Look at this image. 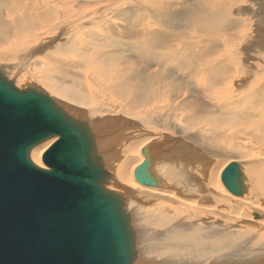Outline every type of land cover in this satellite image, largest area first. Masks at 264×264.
<instances>
[{"label":"bare ground","instance_id":"obj_1","mask_svg":"<svg viewBox=\"0 0 264 264\" xmlns=\"http://www.w3.org/2000/svg\"><path fill=\"white\" fill-rule=\"evenodd\" d=\"M131 1L138 17L141 12L147 14L139 25L132 21L136 15L128 11V0H1L0 50L5 42L15 48L10 49L12 53L7 50L14 56L6 57V60L19 61L17 72L23 67L28 69L20 74L21 78L30 74L33 79L28 88H37L66 109H72L71 114L80 117L90 129L98 127L104 119H116L117 123L138 122L137 125L130 121V130H126L125 135L120 128L115 133L102 128L93 131L97 135L98 152L110 174L107 189L123 195L132 230L136 232V242L141 239V250L137 252L142 259L140 264H154L167 253L177 259V254L190 245V240L201 246L211 243L214 249L229 244L230 241L223 238L226 236L223 230L225 226L232 229L231 224L237 226V221H241L246 229L250 227L261 233L259 238L263 243L259 241L253 251L238 260L232 259L231 263L251 264L252 259L264 253V62L250 65L248 59H257L251 55L253 53L264 59V37L261 38L264 36V18H260L264 16V0L260 3L262 13L251 14H244L236 5V1L243 3L245 0L218 1L216 6L211 5V0H172L177 8L187 4L180 15L176 10H166L162 0ZM192 1H198L201 9L190 8ZM254 2L250 0V3ZM228 4L232 9L235 7V15L252 18L242 20L239 17L237 21L241 19L248 25L247 29L253 23L250 32L261 39H244L246 28L243 25L240 26L244 27L241 38L239 34L240 40L236 32H231L235 40L238 38L236 43L224 39L226 37L210 43L211 46L206 40L198 41L202 37L207 39V34L217 37V28L228 26L225 22L230 18L227 17ZM200 11L205 16L203 19L199 18ZM9 17L13 18L11 24L7 22ZM193 19L195 23L191 26ZM96 20H101L102 29L109 27L107 37L119 48L128 46L129 40L142 44L145 37L154 32L180 56L172 72L190 71L191 63L194 69L190 72V81L176 82L174 77L177 92L170 99L167 86L160 80L151 81L148 77L142 78L139 71L129 72L116 62L87 56L84 52L88 49L112 47L104 38L106 32L92 25ZM179 24H185L194 34L181 33L183 29L176 26ZM230 27L235 24L231 23ZM164 30L168 32L162 35ZM49 46L52 48L48 49ZM154 47L155 43L147 47L140 53L141 57H147ZM49 61H57L59 65L70 63V68L80 69L79 82L70 81L73 83L70 84L63 65L52 66ZM238 61L242 64L235 67ZM126 78L133 83L126 84ZM34 81L41 86H36ZM117 88L120 97L113 95ZM217 89L225 91L222 97L217 95ZM161 130L176 133H169L176 139L157 134L164 133ZM133 133L140 135L132 137ZM180 137L188 144L180 146L185 149L181 152L177 151V145H170L169 150L160 152L157 149L161 148L153 146L166 138L172 143H180ZM56 140L51 138L31 149L30 159L35 166L47 169L42 155ZM149 147L151 172L157 178L154 188L142 186L134 179V170L144 160L142 150ZM188 148H194L190 151L199 154L189 162L183 158ZM216 153H227L231 157L222 163L213 159ZM209 158L213 160L209 161ZM232 162L239 166L242 175L245 189L241 196L231 194L221 181L222 172ZM204 216L220 219L223 229L199 226L200 233L191 231L196 226H190V219ZM247 231L242 235L247 236ZM185 256L187 259L183 262L170 259L168 263L162 259L159 264H190V252ZM205 261L197 262L203 264Z\"/></svg>","mask_w":264,"mask_h":264},{"label":"water","instance_id":"obj_2","mask_svg":"<svg viewBox=\"0 0 264 264\" xmlns=\"http://www.w3.org/2000/svg\"><path fill=\"white\" fill-rule=\"evenodd\" d=\"M71 111L37 88L18 89L0 72V264L136 261V232L123 195L107 189L110 174L93 131L128 132L130 121L104 119L92 130ZM51 138L57 140L43 153L47 169H41L30 151ZM150 147L142 150L134 179L154 188ZM221 181L231 194L244 193L236 163Z\"/></svg>","mask_w":264,"mask_h":264},{"label":"rangeland","instance_id":"obj_3","mask_svg":"<svg viewBox=\"0 0 264 264\" xmlns=\"http://www.w3.org/2000/svg\"><path fill=\"white\" fill-rule=\"evenodd\" d=\"M162 1L166 4V10H176V13L179 14V15L184 12V9H185V7L187 5L185 3L186 5L183 8H181V6L179 8H177L173 4L172 0H162ZM211 1H212L211 5H215L216 2H218V1H222L223 2L224 0H211ZM131 2H132L131 0H128V7H127V9H128V11L133 12V15H136V13L134 11V8L135 7H133L131 5ZM261 2H262V0H259V1L258 0H255L254 3H250V0H245L243 3H240V2H237L236 1V5L242 9V11H243L244 14H249V13L251 14V13H254L256 11H260V8L262 6L260 4ZM197 4H199L198 1H192V4H190V8H199V9H201V6H199ZM205 4L207 5V1L205 2ZM229 5L231 6V4H228L226 6V8L229 9L227 11V13L229 14V16H227V17H230V18H228V21H227V18H226V21H225V22H227V25L229 27L228 26H225V25H221V26H219L217 28V34H218L217 37H213V36L207 34L206 35V38L207 39H205V38L202 37L199 40L197 39L198 41H205L206 40L207 41V44L209 46H211L210 43H213L215 41H219L220 39H222L224 37H226L224 39L230 40L231 42H234V43H236V40H238L239 34H240V38L242 37V35H241V33L243 31L242 28H244V27L246 28V26H248V25L245 24L244 22H242L241 19L242 18L245 19V18H247V16L245 17V15H241V16L240 15H235L234 14L235 7L232 9ZM144 9H145L146 12L148 11V13L151 12V10L149 8H144ZM211 9H214V7H211ZM114 12L116 13V11H114ZM198 14H199V18L200 19H203L205 17L204 15L201 14V11ZM139 15H140L139 17L136 15V17L132 18V21H133V23L135 25H139L142 22H144L143 20L147 16V14H144L142 12ZM239 17L241 19H239V21H237V19ZM260 18H264V16H261ZM12 19H13L12 17H9L8 20H7V22L11 24ZM247 19H249V18H247ZM249 20H252V18H250ZM96 22L94 21V24H92V23L91 24L98 26L100 28V30H103V31L106 32V34L104 35V38L108 39V42H109V44L112 47H108L106 50L101 49V48L88 49V50H86L84 52V54H86L87 56H90V57H93V58H96V59H103V60H105L107 62H116V63L120 64L122 66V68H126L129 72L139 71L141 73V77L142 78H147L148 77L151 81L160 80L163 85H166L167 86L166 87V90H168V94L167 95H168V97L170 99H172V97L173 96L175 97V95H176L177 90H175V88H174V85H176V82L190 81V72L194 69L193 66L191 65V63H190V71H187V70H176L175 73L172 72V71H174V66L176 65V63L179 60L180 56H179L178 53L173 52V50L171 49V47L169 46V43L167 41H163L162 38L161 39L158 38L154 34V32L150 36L145 37L144 43H142V44H134L133 40H129L128 39L130 41V44L128 46L124 47V48H119L118 46H113L111 44L110 40H109V37H107V31H108L109 27H107L106 29H102V27H101L102 26L101 20H96ZM229 22L234 23L236 28L235 27H232L231 28L230 27V24L231 23H229ZM238 22L239 23L242 22V23L239 24ZM194 23H195V19H193L192 21H190V25L191 26ZM243 25H245V26L244 27H240V26H243ZM176 26L178 28H180L179 30L183 29V30L180 31L181 33H190V35L191 34H194L193 32L188 31L189 29L185 26V24H184V26H183V24L182 25L179 24V25H176ZM239 28H241V29H239ZM250 30H253V23H251V27L250 28H248V29L246 28V31L244 33V39H246V40L247 39L258 40V39H261V38L264 37V36H262L261 38H259L260 36H258L256 34H252L250 32ZM238 31H240V32H238ZM167 32H168L167 30H164L162 32V35H165ZM231 32H236L235 34L238 36V38L236 40L232 37ZM240 38H239V40H240ZM153 43H155V47L152 49V52L147 53V57H141V54L140 53L141 52H145V49L147 47L151 46ZM240 45H241V43H239L237 45L238 48H239ZM0 46H1V44H0ZM4 46H5V48H4ZM52 46H49L48 49H51ZM8 49L9 50L10 49L15 50V48H11V45L8 42H5L2 45V49L0 50V65H3L4 64L3 65L4 66L3 68L0 67V72H2L7 78L9 76L10 80H12L14 82L15 86L18 85V88H20V89H23L25 87L27 88V87L31 86V85L27 86L30 82L33 81V79L31 78L30 74L23 75L24 78H21V75L23 73H25L28 69H26V68L23 67V69L21 71L17 72L16 70H17V65L19 66V61L18 60L7 61L8 60L7 59L8 57H11L12 58L14 56V54L13 55L10 54V53H12L11 50H10V53L7 51ZM250 50H249V52H251ZM135 52H139V53H135ZM1 53H3V54H1ZM251 55L252 56H256L257 59L256 60L248 59L249 60L248 62H249L250 65L251 64L263 63L264 62V59H262L258 55L254 54V53L251 54ZM193 60H195V59L193 58ZM1 61H3V62L1 63ZM17 61H18V63H16ZM49 62L52 63V66H54V64H55V66L58 65L57 67H59L60 65H63V67H64L63 69L66 71L65 72V77H66V80L67 81H69V82L72 81L73 83L79 82V79L78 78L81 77L80 74L82 75V73H81L82 71L80 69H76V71H75L74 69H72V68H70L68 66L70 63H66V62H65L66 64L62 62V63H60V65L57 63V61H49ZM148 63L150 65L148 66V69L145 70V67H147ZM241 64H242V62L241 61H238V64H236L235 67H239ZM8 65H9V67H8ZM40 65H42V64H40ZM65 68H67V70ZM78 70L80 71V74H79V71ZM6 71H8V72H6ZM22 71H24V72H22ZM72 72H73V74H75L74 76H73V74H71ZM67 73H69V74H67ZM70 74L72 75V77L69 76ZM241 74H242V72L240 73V75ZM56 75L58 76L59 74L56 73ZM70 77L71 78L74 77V78L71 80ZM174 77L177 78L176 79V82L174 80ZM74 80H75V82H74ZM72 82H70V84H73ZM124 82L126 84H132L133 83V81H131L128 78H126ZM24 83H25V85H24ZM34 83H35V81H34ZM21 84L24 85V86H22ZM35 85L37 86L39 84L38 83L37 84L35 83ZM39 86H41V85H39ZM223 92H225V91H220V90L217 89V95L218 96L222 97ZM178 93L181 94V92H178ZM113 95H118V97L121 96V92L120 91L118 92V88H117L116 92L113 93ZM123 116H125V115L123 114ZM112 117H113V115L111 117H109V118H112ZM130 121H132V120H130ZM132 122H135L138 125V122H136V121H132ZM161 131H164V133H157V134H165V135H167V136H169L171 138H175L176 139V137H174L173 135H170V134L177 135L176 133H174L172 131H168V130H161ZM124 135H125V132H124ZM138 135H140V134H138ZM138 135L135 136V133H133L132 137L133 136L138 137ZM123 140H125V138H123ZM151 140L152 139H150L149 141H151ZM178 140L180 141V143H172V142H169L168 144L166 143V145H164L161 149H159V150L157 149V152L164 151V150H169L170 149V145H177L176 148H177V151H179V152L185 150V149H180V146L182 144L185 145V146L188 145V144L187 143H184L183 142L184 139L181 138V137ZM194 141H197V140L194 139ZM118 143L115 144V147L117 146ZM147 144H149V143H147ZM191 149H194V148H191ZM191 149L188 148L187 149L188 151L186 152V154L183 155V158L189 159L187 162L190 161V158L193 159L195 156H198L199 155L197 153H192L190 151ZM228 157H231V155H227V153H222V154L216 153V156L213 159L214 160L216 159L219 162H222L223 163V161L225 162L226 160L229 159ZM213 159L210 160V158H209V161H212ZM219 180H220V178H219ZM194 184H196V183H194ZM156 203L157 202H155V205H156ZM227 203H229V202H227ZM227 203H225V204H227ZM237 215H234V216H237ZM237 217H239V216H237ZM199 218L201 220H199ZM199 218H194L193 217L192 219H190V226H196L191 231H194V230L197 231L198 230V232L200 233V231L202 229L199 226H206L208 228H213V229H216L218 227V229H220V228L223 229L222 226L220 225L221 224V220L218 219V218H216V217H206V216H204V217H199ZM235 224H237V226H239V227L235 226L234 224H231L229 226H232V229H228V227L225 226V228H224L225 230H223L224 234L226 235L223 238H227L228 241H230L229 244L226 243L227 245L226 244H223V245H220L219 247L216 246V249H214L215 246L212 245L211 243L202 244V246H201V245H196L195 243L191 242V240H190V245H186L187 246V247L185 246L186 249L184 248L185 249V250L183 249L184 251L182 250L181 252H179L177 254L178 255V258L177 259L167 253V254H164V256H162L161 258H159L158 261L156 260L154 262V264H157V263L159 264V262L162 261V259L165 262L166 261L167 262L170 261V259L171 260H174L173 262H183L184 260L187 259L185 255L188 252H190V264H199L203 260H206L205 262H203V264H231L232 263V259L238 260L243 255H247L251 251H253L254 248L258 246L259 241L261 243H263L260 240V238H259V235L261 233H258V232L253 231L248 226H247L248 229H246V226H242L243 224L241 223V221H237V222H235ZM133 226H135V224H133ZM241 226H242V228H241ZM246 230H248L249 232L247 231L248 232L247 236H243L242 233L244 231H246ZM202 232L206 233L205 231H202ZM239 232H241V233H239ZM192 233H194V232H192ZM217 237H220L221 238V236H217ZM194 238H195V236H194ZM140 243H141V239L138 238L137 239V242H136V245L138 244V246H137L138 248L136 247L137 252L141 250V249H139V248H141V246L139 245ZM217 249H219V250H217ZM167 250H169V249H167ZM210 250H211V252H210ZM243 250L245 252H243ZM167 252H169V251H167ZM207 258H209V259H207ZM197 261H200V262H197ZM141 262H142L141 257L137 256V259H136V261H135L134 264H140ZM263 262H264V253L261 256H259V257L255 258V259H252L251 260V264H261ZM168 263H170V262H168Z\"/></svg>","mask_w":264,"mask_h":264}]
</instances>
